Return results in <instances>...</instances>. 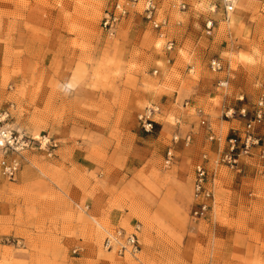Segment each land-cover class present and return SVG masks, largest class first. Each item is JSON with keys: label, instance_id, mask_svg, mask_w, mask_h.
<instances>
[{"label": "rangeland", "instance_id": "rangeland-1", "mask_svg": "<svg viewBox=\"0 0 264 264\" xmlns=\"http://www.w3.org/2000/svg\"><path fill=\"white\" fill-rule=\"evenodd\" d=\"M114 1L0 0V126L28 140L20 150L0 145V264H264L258 147L236 168L215 160L264 96V0H157L162 29L139 4L109 37L101 19ZM149 105L160 112L146 132L137 115ZM256 133L264 143V120ZM42 137L56 143L50 155ZM204 153L213 199L194 220L191 180ZM17 156L7 179L2 165ZM76 160L88 169H74ZM86 196L94 211L82 207ZM111 208L127 213L121 227L139 222L135 257L102 249Z\"/></svg>", "mask_w": 264, "mask_h": 264}, {"label": "built area", "instance_id": "built-area-1", "mask_svg": "<svg viewBox=\"0 0 264 264\" xmlns=\"http://www.w3.org/2000/svg\"><path fill=\"white\" fill-rule=\"evenodd\" d=\"M141 4V11L145 19L155 29H162L166 25V19H158L157 17V0H116L113 2L111 8L102 16L101 29L109 37H112L116 31L119 22L128 16L131 12L137 10L138 5ZM177 7L184 9L186 7L185 2L180 1ZM225 12L228 13L232 10L230 4L225 5ZM213 23L211 20L205 22V33L209 34L212 31ZM172 47V41H167L166 48ZM210 67L212 70L219 69L220 64L216 59L210 61ZM156 72V71H154ZM231 109L228 110L230 113ZM159 107L156 105L146 106L137 115V120L141 128L146 132H151L154 129L155 120L154 114L159 113ZM200 113V110H198ZM241 116H246L245 108L239 110ZM7 113H4L0 117V122L4 120ZM264 120V96L260 95L252 109L251 116L245 119L241 131L235 135L227 138L226 146L224 150L215 159L216 162L223 163L230 168H236L241 162L243 157L252 154V149L258 147L257 152V165L256 170L259 173H264V143L260 142L261 139L256 133V128L262 124ZM200 123L205 126L208 131V139L213 140L212 129L210 124L203 118ZM174 136L173 140H176ZM186 143L190 140V134L184 137ZM39 141V146L46 148L48 154H51V148L56 146L54 141L50 142L49 138L42 137ZM0 145L3 148H11L14 150H20L23 147L28 146V140L21 138V135H15L12 130L7 126H0ZM172 157V150L169 148L166 152V163H169ZM207 155L204 153L201 155L200 160L195 165V176L193 180V206L191 209V217L194 220L204 219L209 214L211 206V199H213V191L209 186V172L206 168ZM21 159L20 157H12L2 165V174L7 179H13L17 171L20 169ZM139 224H133L129 228L116 227L110 231H106L102 239V249L106 252L114 253L116 256H133L141 249L139 240ZM77 252V249H73V253Z\"/></svg>", "mask_w": 264, "mask_h": 264}, {"label": "crops", "instance_id": "crops-1", "mask_svg": "<svg viewBox=\"0 0 264 264\" xmlns=\"http://www.w3.org/2000/svg\"><path fill=\"white\" fill-rule=\"evenodd\" d=\"M162 132V129H160V131H159V133H161ZM161 136L159 135L158 136V138H160ZM185 145H188V144H185ZM72 167H74V169H76V170H78L79 172L80 171H82V170H84V169H88V167H86L85 166V164H83L80 160H76V161H72ZM23 183H17V185H22ZM94 185H95V183L92 181V180H89L88 181V183H85L84 184V192H86V193H90L92 190H93V188H94ZM213 188H214V185H213ZM46 189H47V191L49 192V190H50V186H49V183L47 184V186H46ZM69 190H70V192H72V195H73V199H75V200H77L76 202H75V204L76 205H79V201H80V199L81 198H83V193H82V191H80V186H77L75 183L72 185V184H70L69 185ZM192 192H193V178H192V180H191V209H192V206H193V198H192ZM84 198H86L85 200H88L89 201V203L90 204H86V203H84L83 205H82V207H84V206H86V208H88V210L87 211H94V207H93V201H90V198L89 197H84ZM119 200V199H118ZM122 199H120L119 201H121ZM112 201H114V200H112ZM116 201V200H115ZM117 205H121V206H123V203H120V202H118L117 201ZM106 209L108 210V207H107V205H106ZM190 209V210H191ZM83 212H85L84 210H82ZM45 213H46V211H44V210H42V213H41V215H45ZM96 214L97 215H100L101 213H98V212H96ZM75 215H76V213H75ZM73 216H74V212H73ZM107 216H108V220H109V222L112 224V228H109V229H107V230H105V231H110V230H112V229H114V228H116V227H121L119 224H120V221L122 220V219H127V213H122V212H119L118 210H115V209H113V208H111V210H109L108 212H107ZM134 224H139V222H135ZM129 226H131V225H129ZM191 234V232L190 231H188L187 232V234ZM73 240V239H72ZM140 251H141V249H140ZM139 251V252H140ZM107 253H110V252H107ZM251 257H247V258H244V260L246 261H251ZM102 262H104V261H102ZM216 263H212V264H222V263H220L218 260L217 261H215ZM123 263H125V264H131V263H129V262H127V261H123ZM101 264H103V263H101ZM138 264H145L144 262H142V263H138ZM240 264H242V263H240Z\"/></svg>", "mask_w": 264, "mask_h": 264}]
</instances>
